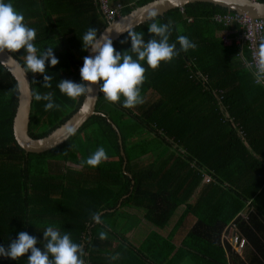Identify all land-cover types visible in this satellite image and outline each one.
<instances>
[{
	"label": "trees",
	"instance_id": "trees-1",
	"mask_svg": "<svg viewBox=\"0 0 264 264\" xmlns=\"http://www.w3.org/2000/svg\"><path fill=\"white\" fill-rule=\"evenodd\" d=\"M150 1L111 0L109 18L96 0H5L36 30L37 55L53 47L59 60L55 66L46 62L50 87L44 86V74L26 71L31 137L46 136L80 107L84 95L71 99L58 84L62 79L82 82L87 56L82 37L88 29L96 28L98 35L110 21ZM226 13L236 12L192 2L183 12L173 8L128 30L142 33L147 42L153 38L148 31L152 22L170 23L169 42L176 43L179 55L155 70L141 62L146 69L143 104L125 108L123 97L110 103L100 91L95 113L75 134L40 153L25 152L14 138L18 87L0 64V246L7 249L25 231L44 251L43 232L52 226L81 245L84 264H109V252L118 246L125 257L120 264H264V206L258 196L264 189V83L255 80L247 45L235 42L233 30L239 26L214 19ZM179 35L196 47L180 50ZM113 46L136 58L127 31ZM10 54L25 68L23 49ZM47 93L58 109L45 111L47 101L35 99ZM101 146L107 160L87 166L86 159ZM125 208L141 211L157 228L166 226L179 208L174 230L188 216L194 222L180 247L172 243L174 233L162 237L152 229L141 249L126 236L131 229L116 226ZM93 213L100 215V223ZM238 231L246 240L241 252L223 239ZM108 234L118 240L112 242ZM151 244L166 246L165 252L153 254ZM30 254L17 260L0 256V264H28Z\"/></svg>",
	"mask_w": 264,
	"mask_h": 264
},
{
	"label": "clouds",
	"instance_id": "clouds-1",
	"mask_svg": "<svg viewBox=\"0 0 264 264\" xmlns=\"http://www.w3.org/2000/svg\"><path fill=\"white\" fill-rule=\"evenodd\" d=\"M108 1L111 2V0ZM156 16L157 13L155 11L149 14V18L153 20H155ZM24 20V15L14 8L11 2L0 0V53L5 52V50L10 53H17L23 49L26 52L24 57L25 70L44 74L46 81L44 86L50 87L48 81L51 80V77L45 74L46 62L50 60V64L55 66L59 63V60L53 52V47H49L37 55L38 49L33 43L37 35L36 30L27 26ZM116 31L118 33L125 32ZM148 31L153 34V38L147 42L143 39L142 33L127 31L131 38L130 51L136 57L134 59L128 50L121 54L114 48V40L108 35V33L112 32V29L107 28L105 33L98 38V30L90 27L82 37L83 48L87 51L91 49V52L95 53V55L94 57H84V63L80 69L81 83H75L67 79H62L59 82L58 88L61 93L71 99H76L82 95L91 94L93 92L92 85L99 84L100 91L107 102H120L121 97H123L122 106L125 108H133L143 104L141 86L146 78V69L141 62L146 61L147 65L155 70L160 66L161 62H171L179 55L176 43L169 42L171 36L170 23L159 24L152 22L148 27ZM155 37H159V39ZM124 42L126 41H121V43ZM177 42L180 45V50L185 52L196 47L185 35L177 36ZM11 59L12 57H9V60ZM254 60L256 82L264 83V43L260 44ZM101 81L102 83H100ZM35 99L37 101H47L44 105L45 111L60 107L54 102L51 93L36 94ZM67 131L69 134H75L76 130L68 127ZM106 160V150L101 146L84 163L94 168ZM92 219L96 223L101 222V217L98 213H93ZM43 235L44 251L36 247V237L21 231L18 239L11 241L7 249L4 246H0V256L17 260L30 251L31 254L27 259L28 264H84L83 259H81L84 254L83 249L81 245L71 240L70 234H61L58 229L49 226L43 232ZM237 235L239 240L234 245L229 240L228 242L241 252L246 240L239 231ZM100 238L105 239L106 233L101 232ZM241 239L244 240L243 243L240 241Z\"/></svg>",
	"mask_w": 264,
	"mask_h": 264
},
{
	"label": "water",
	"instance_id": "water-1",
	"mask_svg": "<svg viewBox=\"0 0 264 264\" xmlns=\"http://www.w3.org/2000/svg\"><path fill=\"white\" fill-rule=\"evenodd\" d=\"M192 2H210L251 18H264V2L258 0H152L110 21L108 26H106L97 37L99 38L101 34H104L108 28L112 29V32L108 33V35L112 40H115L121 34L131 30L136 25L149 20V14L153 11H155L157 15H161L170 9L183 7ZM116 30L125 32L118 33ZM94 55L95 53L91 52V49L87 51V56L94 57ZM9 57H12V59L9 60ZM0 64L10 72L17 82L18 103L13 118L12 130L16 142L25 152L40 153L56 147L72 135L68 133V127L75 128L77 131L83 123L95 113V105L98 93L100 92L99 84L92 85L93 92L84 95L80 107L64 123L44 137H31L28 132V126L32 94L28 74L20 61L13 57L7 50L0 53ZM112 127L116 130L114 124H112ZM121 154L124 156L122 148Z\"/></svg>",
	"mask_w": 264,
	"mask_h": 264
},
{
	"label": "crops",
	"instance_id": "crops-1",
	"mask_svg": "<svg viewBox=\"0 0 264 264\" xmlns=\"http://www.w3.org/2000/svg\"><path fill=\"white\" fill-rule=\"evenodd\" d=\"M258 196H259L260 200L263 202V206H264V189H262L260 191ZM121 211L123 214H121L120 220L116 222V226L119 227L120 230L122 227L121 225H125L124 227H128L129 229H131L132 232L128 231V234L126 236L129 238V241L132 244H134L136 247L140 245L141 249L147 246V243L145 241L147 239L149 232L152 229L158 230L162 237H167L168 235L174 233V235L171 238H172V243L175 244L176 247H180L181 241L184 238L185 233L189 230L188 229L187 231H185L186 227L181 230L182 225L178 228V230L173 229V226L175 225V222L178 219L180 212L178 213L176 218L169 220V222L166 226H164L163 228H157L151 222L146 220V218H144V216H143V213L139 210L136 211L135 209L125 208V209H122ZM130 212H135V213H133V215L131 214V216L135 217L134 220L129 219V216H130L129 213ZM187 219L190 220L189 223H191V225H192L194 222V218L192 216H188ZM185 222L186 221H184V223ZM128 228H127V230H128ZM107 237L113 238L112 242H114L115 240L116 241L118 240L112 234H110V235L108 234ZM134 237H136V238H134ZM157 241L158 240L155 239V243ZM119 247L120 246L117 247V250H111L109 252V254H110L109 257L111 258L113 256V258L106 260V261H109V264H120L124 260V258H125L124 254H123L122 250L119 249ZM150 247H154V246L151 244ZM162 249H166V246H164L163 248L161 247L160 249H159V246H158V248L154 247V249L152 250L153 254H156L158 256L160 253L165 252ZM131 252L136 256V254L133 251H131ZM172 257H173V254H172V256H170L168 258V260ZM171 263H173V264H190V262L188 260H183L179 263H176V262H171ZM141 264H143V263H141Z\"/></svg>",
	"mask_w": 264,
	"mask_h": 264
},
{
	"label": "built area",
	"instance_id": "built-area-1",
	"mask_svg": "<svg viewBox=\"0 0 264 264\" xmlns=\"http://www.w3.org/2000/svg\"><path fill=\"white\" fill-rule=\"evenodd\" d=\"M99 2L102 12L109 18H112L113 9L110 7V2L108 0H99ZM179 10L183 12V7H179ZM214 19L219 22L237 24L239 26L238 31L233 30L235 33V42L242 47L243 45H247L252 59L250 64L254 66V56L258 51L259 44L264 40V18H251L239 13H226L223 15L217 14ZM223 238L229 240L233 245L239 240L237 234L225 235ZM240 241L242 243L244 242L243 239Z\"/></svg>",
	"mask_w": 264,
	"mask_h": 264
},
{
	"label": "rangeland",
	"instance_id": "rangeland-1",
	"mask_svg": "<svg viewBox=\"0 0 264 264\" xmlns=\"http://www.w3.org/2000/svg\"><path fill=\"white\" fill-rule=\"evenodd\" d=\"M181 211V209L179 208V209H177L176 210V212L174 213V215L172 216V218L171 219H174V218H176V216L178 215V213ZM130 213H132V212H130ZM131 217V220H134L135 219V217H133V216H130ZM247 217V216H246ZM170 219V220H171ZM189 219H187L186 220V222L182 225V227H181V230L182 229H184L185 227H186V230L185 231H187L189 228H190V226H191V223H189ZM189 223V224H188ZM134 238H136V237H134Z\"/></svg>",
	"mask_w": 264,
	"mask_h": 264
}]
</instances>
